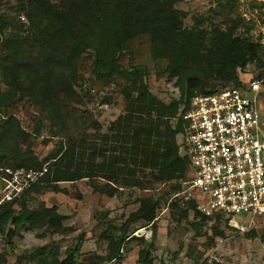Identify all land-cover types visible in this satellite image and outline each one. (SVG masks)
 Returning <instances> with one entry per match:
<instances>
[{
    "label": "trees",
    "instance_id": "16d2710c",
    "mask_svg": "<svg viewBox=\"0 0 264 264\" xmlns=\"http://www.w3.org/2000/svg\"><path fill=\"white\" fill-rule=\"evenodd\" d=\"M181 0H24L23 12L29 23V32H19L8 20L0 21L2 38L0 50V111L11 107L18 98L28 99L41 112L62 119V99L73 93L71 81L75 80V68L81 56L92 53L93 72L106 81L117 77L125 82L122 97L125 110L109 127V141L113 156L107 159L95 144L80 149L71 143L65 150L51 152L42 162L30 152L13 153L19 158L9 162L8 153L28 134L13 116L0 120V169L41 170L51 161L47 173L19 199L0 206V234L12 225L41 229L48 227L57 233L62 229L64 217L56 207L29 209L24 197L29 193L46 191L64 193L62 182L83 179H102L109 196L117 187L141 188L140 174L151 175L158 183L182 179L187 173L188 161L182 156L176 143L181 133L179 113L188 108L195 93H210L220 87L238 85L237 70L247 65H257L255 77L264 72V52L261 46L247 36L252 29L240 17L228 18L225 25L209 23L203 16L194 18L193 26L186 28V12L175 8ZM236 0L218 4L215 14L231 11ZM243 34H238L239 29ZM147 37L150 55L154 61H163V73L175 79L179 92L177 99L163 103L149 92L141 68L123 69L118 57L136 38ZM36 45L38 48H35ZM208 81L213 82L208 86ZM4 86L5 90H2ZM175 123L172 124V121ZM101 157L102 161L97 162ZM180 184L172 187L177 192ZM160 205L157 198L139 200L138 209L120 226H109L104 234L107 248L104 257H96L89 264L121 263L123 245L132 239L139 241L136 264H154V235L147 242L133 236L139 228H149L156 222ZM170 206H176L171 202ZM16 208L19 210L16 211ZM192 211L201 215L192 202L184 209V215ZM218 217V216H216ZM201 221L208 217L201 216ZM136 227V224H139ZM155 229H153L154 232ZM9 228L6 237L11 238ZM37 249H35L36 252ZM30 253L19 255L16 263L28 261L35 264H74L79 246L68 248L64 258H43ZM212 264H223L212 262Z\"/></svg>",
    "mask_w": 264,
    "mask_h": 264
},
{
    "label": "rangeland",
    "instance_id": "374dc122",
    "mask_svg": "<svg viewBox=\"0 0 264 264\" xmlns=\"http://www.w3.org/2000/svg\"><path fill=\"white\" fill-rule=\"evenodd\" d=\"M226 1L181 0L175 8L186 12V28H191L194 18L199 16L206 20V28H209L208 22L224 27L226 19L240 17L252 27L247 34L251 40L255 41L264 34V0H236L231 11L215 14L217 5ZM24 4V0H0V21L8 20L19 32H29V23L23 12ZM9 30L6 27L0 34V50H3L2 38ZM244 31L240 28L237 33L243 34ZM91 54H83L76 65V77L71 81L73 93L62 99L61 120L41 112L26 98H18L11 107L0 111V120L4 116H13L28 134L17 148L13 144L10 147L11 151L6 155L10 164L13 158H19L13 153L15 150L30 152L32 157L42 162L51 152L65 150L71 143H76L83 150L95 144L98 152L105 154L107 159L113 156L107 139L110 124L125 110L121 94L125 82L117 77L110 81L98 77L93 72ZM118 64L123 69L133 66L141 68L149 92L163 103L169 104L179 97L175 79L163 73L164 62L151 58L147 37L134 39L127 50L119 55ZM257 72V65L253 63L242 71L237 70V77L247 81ZM211 84L214 83L208 81V86ZM2 90H5L4 86ZM259 109L264 115V89ZM174 123L175 120L172 121ZM176 143L180 144L179 136L176 137ZM1 156L3 154L0 153ZM101 161L102 158L98 157L97 162ZM50 163L43 166L49 168ZM139 177L144 184L141 188L117 187L113 196L106 193V182L98 178L59 183L64 193H29L24 197L29 209L56 207L57 213L64 217L61 228H70V231L57 233L48 227L14 229L9 225L5 233L0 234V264H17L19 255L27 256L33 252L40 255V249L45 251L43 258L47 260H51V257L63 259L65 250L76 245L79 246V252L74 264H89L96 257L105 256L107 244L104 234L109 226L124 223L138 209L139 200L147 197L157 198L160 202L156 222L149 228L137 229L133 236L147 242L151 240L152 234L155 236L152 251L154 264H212L214 261L223 264H264V216L253 220L236 217L235 221L244 226L243 231L231 226L229 220L221 216L201 221V216H195L192 211L184 215L185 208L180 205L179 198L174 197L175 193L186 188V175L166 183L155 182L148 172ZM177 184H180V189L172 191V187ZM171 202L176 206H170ZM135 226L139 227L140 223ZM9 228L13 231L11 238L6 237ZM140 248L136 239L127 241L121 249L123 261L112 264H136ZM19 264L35 263L21 261Z\"/></svg>",
    "mask_w": 264,
    "mask_h": 264
},
{
    "label": "built area",
    "instance_id": "2783aa9c",
    "mask_svg": "<svg viewBox=\"0 0 264 264\" xmlns=\"http://www.w3.org/2000/svg\"><path fill=\"white\" fill-rule=\"evenodd\" d=\"M264 52V34L256 39ZM264 72L238 85L210 93H195L179 113L180 154L188 161L186 188L175 193L199 215L235 221L264 216V115L259 109ZM41 170L0 169V206L19 199L47 173ZM247 217V218H244Z\"/></svg>",
    "mask_w": 264,
    "mask_h": 264
}]
</instances>
